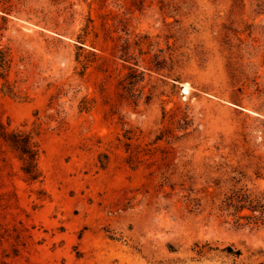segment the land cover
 Returning <instances> with one entry per match:
<instances>
[{"label":"rangeland","instance_id":"obj_1","mask_svg":"<svg viewBox=\"0 0 264 264\" xmlns=\"http://www.w3.org/2000/svg\"><path fill=\"white\" fill-rule=\"evenodd\" d=\"M0 49V264H264V0H0Z\"/></svg>","mask_w":264,"mask_h":264},{"label":"trees","instance_id":"obj_2","mask_svg":"<svg viewBox=\"0 0 264 264\" xmlns=\"http://www.w3.org/2000/svg\"><path fill=\"white\" fill-rule=\"evenodd\" d=\"M10 57L7 51L0 49V76H5L10 67ZM0 140L16 155L21 163L20 170L29 183L40 181L41 173L38 169V160L41 150L35 136L20 129L9 130L0 123ZM224 207H232L236 213L247 207L252 213L258 212V217H247L253 224H263L264 206L253 201L241 191L234 192L225 198ZM245 217H240V219ZM251 223V222H249Z\"/></svg>","mask_w":264,"mask_h":264},{"label":"bare ground","instance_id":"obj_3","mask_svg":"<svg viewBox=\"0 0 264 264\" xmlns=\"http://www.w3.org/2000/svg\"><path fill=\"white\" fill-rule=\"evenodd\" d=\"M187 93H188L187 88H186V87H183V92H182V94H187Z\"/></svg>","mask_w":264,"mask_h":264}]
</instances>
